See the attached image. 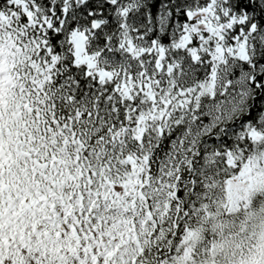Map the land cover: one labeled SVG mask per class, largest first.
Masks as SVG:
<instances>
[{"label": "snow or ice", "instance_id": "1", "mask_svg": "<svg viewBox=\"0 0 264 264\" xmlns=\"http://www.w3.org/2000/svg\"><path fill=\"white\" fill-rule=\"evenodd\" d=\"M209 191L264 195V0H0V264H205Z\"/></svg>", "mask_w": 264, "mask_h": 264}, {"label": "clouds", "instance_id": "2", "mask_svg": "<svg viewBox=\"0 0 264 264\" xmlns=\"http://www.w3.org/2000/svg\"><path fill=\"white\" fill-rule=\"evenodd\" d=\"M240 223L207 239L208 264H264V207L251 205L239 215Z\"/></svg>", "mask_w": 264, "mask_h": 264}, {"label": "trees", "instance_id": "3", "mask_svg": "<svg viewBox=\"0 0 264 264\" xmlns=\"http://www.w3.org/2000/svg\"><path fill=\"white\" fill-rule=\"evenodd\" d=\"M207 195L210 197L211 202L208 205L207 211L204 213V215H208L211 213V216L213 217V221L217 224H224L225 229H229L234 227L235 225L240 223L239 215L235 214V211H233L232 215H229L226 210V205H228V200L230 193L225 191L223 196H220L219 193L213 194L211 191L207 193ZM245 195L250 196V204L251 205H260L261 207H264V195H260L259 193H245ZM204 229H208V231H204V236L208 239L211 238L212 235H214L217 231L220 229L217 228L215 231L212 228V223H208ZM189 232H192V229H189ZM201 243L207 244V239H201ZM205 264H208V260L206 259Z\"/></svg>", "mask_w": 264, "mask_h": 264}]
</instances>
